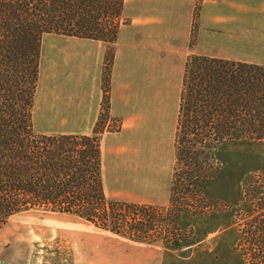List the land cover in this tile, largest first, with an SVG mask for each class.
Segmentation results:
<instances>
[{
    "label": "rangeland",
    "instance_id": "rangeland-1",
    "mask_svg": "<svg viewBox=\"0 0 264 264\" xmlns=\"http://www.w3.org/2000/svg\"><path fill=\"white\" fill-rule=\"evenodd\" d=\"M202 2L197 0L195 8L198 17L196 21L194 16L193 21L194 46ZM136 3L137 0H127L123 23L131 22ZM211 4L217 9L213 13L220 15L214 18L220 26L214 28V33L209 27L202 32L198 52L212 49L211 54L264 65V0H212ZM203 21H207L206 16ZM205 26L210 25L205 22ZM104 42L56 34L44 37L34 112L36 129L51 134L92 133L99 121L105 132L101 144L107 198L152 204L164 215L173 204L171 215L177 207V202H172L171 189L186 67L180 70L181 80L173 75L167 87L175 94L160 99L151 98L150 82L135 84L139 77L134 70L132 79L122 83L117 112H111L104 86L110 75L111 90L114 60L110 68L106 67V58L110 49L114 51V44ZM91 46L109 47L103 60V81L107 80L103 82V93L99 90L100 63H96L95 75L98 89L94 91L89 85L94 73L89 74L90 64L85 57ZM162 55L171 61L165 53ZM129 85L134 94L131 103L126 96ZM146 88L148 91L143 93ZM221 160L225 170L206 190L226 206L206 200L211 207L203 212L208 211V215L187 219L196 233L188 247L179 249L161 236L155 241L136 240L78 215L32 208L12 216L0 230V264H250L255 253L264 254V248L252 236L264 222V144H227L221 150ZM177 169L183 173L184 165ZM193 199L201 204L199 199ZM214 208L223 211L213 212ZM165 218L163 237L168 225L172 227L168 216Z\"/></svg>",
    "mask_w": 264,
    "mask_h": 264
},
{
    "label": "trees",
    "instance_id": "trees-1",
    "mask_svg": "<svg viewBox=\"0 0 264 264\" xmlns=\"http://www.w3.org/2000/svg\"><path fill=\"white\" fill-rule=\"evenodd\" d=\"M124 8L125 0H0V230L22 211L50 208L136 240L161 236L183 249L196 238L187 219L207 216L208 211L203 212L211 207L207 201L223 204L206 190L225 170L222 148L230 143L264 144V65L193 55L182 78L172 185L177 207L170 215L172 204L165 214L172 227L168 225L163 237L161 227L167 218L160 209L109 200L99 121L92 133H44L36 129L34 109L44 37L56 34L114 43ZM106 60L111 68L112 49ZM109 80L110 75L108 82L103 81L107 107ZM180 164L183 173L177 169ZM257 229L252 236L263 249L264 222ZM251 261L264 264V254L255 253Z\"/></svg>",
    "mask_w": 264,
    "mask_h": 264
},
{
    "label": "crops",
    "instance_id": "crops-1",
    "mask_svg": "<svg viewBox=\"0 0 264 264\" xmlns=\"http://www.w3.org/2000/svg\"><path fill=\"white\" fill-rule=\"evenodd\" d=\"M211 2L212 0H203L202 2L203 7L198 24V39L194 46V44H192L194 38L193 21L197 0H137V9L131 14V22L123 23L121 25L118 39L113 43L114 62L110 90L111 112H117L115 108L120 105L119 102L121 99V90L123 86L122 83H124L126 80L129 82L132 79V72L134 70H137L136 75L139 77L136 79L137 81L135 84H138L140 81H144L145 85H147L150 82L149 87L150 90H152L151 98L160 99L167 98L168 95L173 96L175 94L174 92L172 93L167 87L172 81L171 78L173 75H177V81L181 80L180 70L186 66L190 54L251 62L248 60L211 54L210 50L212 49L210 48L207 53L200 54V52H198V49H200L198 44L200 45V42L203 39L202 32H204V30L209 27L211 28L210 32L214 33L216 31L214 28L217 29V27L220 26L217 21L214 22V18H219L220 15L213 13V11L217 9L212 7ZM126 8L127 0H125L123 16L127 10ZM209 10L212 11L211 15H209ZM204 16H206L207 21H203ZM205 22L209 23L210 26H205ZM86 40H90L92 42H102L92 39ZM106 48L107 47L105 46H101L93 49V46H91L90 50L87 51V57H85L90 64V67L88 68L89 74L94 73L89 81L90 88L94 91L98 89V82L95 77L97 71L96 63H100V66L98 65V67L100 70L99 73L100 80H102V85L100 84L99 90L101 91L102 89V93L103 60H105L106 51L109 47L107 49ZM164 53L167 55L168 59H171L170 62H167L168 60L165 58H161V56H163L162 54ZM125 77H127V79H125ZM147 88L142 92H147ZM132 93V87L129 85L126 96L130 103L134 97V94ZM160 106L161 104L159 107ZM104 134L105 132L102 135ZM103 152L102 145V153Z\"/></svg>",
    "mask_w": 264,
    "mask_h": 264
},
{
    "label": "water",
    "instance_id": "water-1",
    "mask_svg": "<svg viewBox=\"0 0 264 264\" xmlns=\"http://www.w3.org/2000/svg\"><path fill=\"white\" fill-rule=\"evenodd\" d=\"M2 264V263H1Z\"/></svg>",
    "mask_w": 264,
    "mask_h": 264
}]
</instances>
